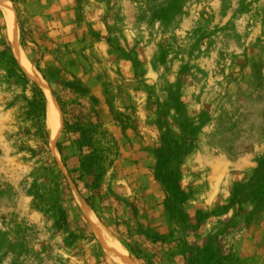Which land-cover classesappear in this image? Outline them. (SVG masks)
<instances>
[{
  "label": "rangeland",
  "instance_id": "374dc122",
  "mask_svg": "<svg viewBox=\"0 0 264 264\" xmlns=\"http://www.w3.org/2000/svg\"><path fill=\"white\" fill-rule=\"evenodd\" d=\"M0 22L46 100L72 76L97 99L154 264H264V0H0ZM20 96L0 76V264H139L73 184L61 111L39 148Z\"/></svg>",
  "mask_w": 264,
  "mask_h": 264
},
{
  "label": "trees",
  "instance_id": "16d2710c",
  "mask_svg": "<svg viewBox=\"0 0 264 264\" xmlns=\"http://www.w3.org/2000/svg\"><path fill=\"white\" fill-rule=\"evenodd\" d=\"M3 30L4 25L0 22L1 81L21 91L20 98L24 103L25 116L31 122L30 128L25 131L38 140L39 148H42L47 144L45 132L47 100L43 90L19 65L12 53L10 43L3 37ZM38 71L43 79L50 83L46 73L40 69ZM72 79L62 87V90L68 89L69 93L75 95L72 101L65 97L66 94L52 91L63 115L62 133L73 152L72 157L76 159V166L68 170V174L86 204L96 213L101 222L110 227L130 257L139 264H154L149 253V245L160 238L156 233L137 223L138 214L135 209L130 208L127 212L128 204H124L125 207L121 208L109 197L105 185L108 184L109 175H113L119 158L117 143L107 132L99 131V118L94 108L97 99L90 95L89 89L79 79L74 76ZM81 98L91 102L90 112L96 113L94 118L85 112L87 106L82 104ZM56 148L62 156L64 148L62 143L58 142ZM53 164L54 166L44 169H55L63 177L57 162L53 160ZM157 166L159 168V164ZM166 187L168 188L164 191L168 195L169 186ZM120 211H123L122 215Z\"/></svg>",
  "mask_w": 264,
  "mask_h": 264
},
{
  "label": "bare ground",
  "instance_id": "6f19581e",
  "mask_svg": "<svg viewBox=\"0 0 264 264\" xmlns=\"http://www.w3.org/2000/svg\"><path fill=\"white\" fill-rule=\"evenodd\" d=\"M4 13L6 14V16L9 17L8 12H11V7L10 5H4ZM9 26L10 29L12 30V21L11 19L9 20ZM12 32V31H11ZM13 39V38H12ZM20 62L22 63V65L26 68L29 69V67L27 66V64L24 62V58L20 55H17ZM43 81V80H42ZM44 82V81H43ZM45 84V83H44ZM47 97H48V101H47V115H48V125L49 128L51 130L52 136L55 134V132L57 131L58 127H59V120H60V110L58 108V105L56 104L54 98L52 97V95L49 93V91L47 90ZM88 214H90V217L92 218L93 222L96 224H98V227H100L98 220L96 217H94L93 213L89 210ZM114 252L116 253V261L119 264H127L126 262V258H124V256L122 255L120 250H114Z\"/></svg>",
  "mask_w": 264,
  "mask_h": 264
}]
</instances>
